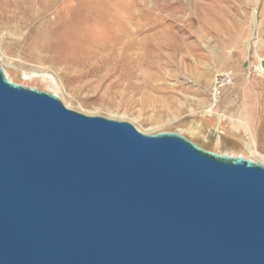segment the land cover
Masks as SVG:
<instances>
[{
	"label": "water",
	"instance_id": "1",
	"mask_svg": "<svg viewBox=\"0 0 264 264\" xmlns=\"http://www.w3.org/2000/svg\"><path fill=\"white\" fill-rule=\"evenodd\" d=\"M0 264H264V166L72 111L0 66Z\"/></svg>",
	"mask_w": 264,
	"mask_h": 264
},
{
	"label": "rangeland",
	"instance_id": "2",
	"mask_svg": "<svg viewBox=\"0 0 264 264\" xmlns=\"http://www.w3.org/2000/svg\"><path fill=\"white\" fill-rule=\"evenodd\" d=\"M2 1L0 66L13 83L86 116L124 121L147 135L173 132L204 150L264 166V0H145L141 8L153 9L148 21L162 23L166 45L178 51L147 47L132 64L109 57L114 22L87 21L79 11L74 36L44 39L41 28L55 24L52 12L45 27L40 19L25 26ZM44 42L49 51L39 64L35 49ZM227 75L230 84L215 95V80ZM245 131L255 137L256 156Z\"/></svg>",
	"mask_w": 264,
	"mask_h": 264
},
{
	"label": "bare ground",
	"instance_id": "3",
	"mask_svg": "<svg viewBox=\"0 0 264 264\" xmlns=\"http://www.w3.org/2000/svg\"><path fill=\"white\" fill-rule=\"evenodd\" d=\"M135 1L136 3H134V0H122L121 5L118 0H3L2 2L9 4L13 8V15L15 17L17 16L19 22L25 26H27V24L30 25L32 22L38 21L40 19L41 21L45 20L42 22V25L45 27V23H48V20H46L49 15L48 13L52 12L53 18L51 22L55 24L52 26L50 25L51 27L49 24L46 25V27H49H47L48 30H43L41 28L43 33L40 34L44 37V39L46 37L64 35V33L67 32L69 33V36H74L77 33V29L79 28L77 19L79 11L84 12L83 17L87 21H92L91 19H93L96 21V23L101 21L105 22L106 20L110 23L114 22V40L107 50L110 51L109 57H119L120 62H124V64H132L135 62V57L137 54L141 50L147 51V47L166 50L170 49L174 52H177V48L173 47L172 45H166L167 42L164 41L166 38L164 35V25L162 23H157L158 20L148 21V17L152 16L153 9L144 10V8H141L145 6V0H140L141 3L139 5H137V0ZM162 7L163 8L161 10L165 9L166 5ZM158 29H161L160 31L162 32L158 31ZM153 31L158 32L156 35L154 34V36L149 35L152 38H148L149 36H146V34ZM150 39H153L155 42H147ZM47 47L48 46L45 44V42L40 47H36L35 51L37 55V63H44V58L46 57L43 56V54L45 49L48 50ZM97 54H99V52H97ZM159 60L161 59L159 58ZM5 63H8V60ZM144 66L146 67V65ZM147 69H149V66ZM205 112L209 113L210 108ZM242 126L249 131L248 125L244 124ZM248 131H245V137L247 141L246 145L247 147L251 146L253 148L254 152H252L251 155L256 156L258 155L256 152L259 148L255 137ZM260 158L262 161H264V155L261 154Z\"/></svg>",
	"mask_w": 264,
	"mask_h": 264
},
{
	"label": "built area",
	"instance_id": "4",
	"mask_svg": "<svg viewBox=\"0 0 264 264\" xmlns=\"http://www.w3.org/2000/svg\"><path fill=\"white\" fill-rule=\"evenodd\" d=\"M227 78V80H223V81H217V79L215 80V84H216V86H215V89L213 90V92L215 93V95L217 94V92L219 91V87L220 86H223L224 84H230V82H231V79H229V78H231L229 75H227L226 76ZM226 81V82H225Z\"/></svg>",
	"mask_w": 264,
	"mask_h": 264
}]
</instances>
